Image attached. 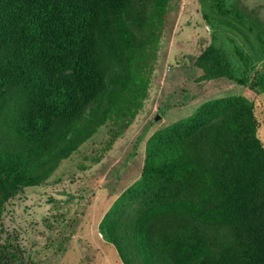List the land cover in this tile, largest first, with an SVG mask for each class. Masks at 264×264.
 Instances as JSON below:
<instances>
[{"label": "trees", "instance_id": "trees-1", "mask_svg": "<svg viewBox=\"0 0 264 264\" xmlns=\"http://www.w3.org/2000/svg\"><path fill=\"white\" fill-rule=\"evenodd\" d=\"M201 4L212 32L199 79L264 90V73L252 79L263 21L241 0ZM147 27L132 0H0V132L14 127L27 144L10 150L0 136L3 190L43 182L107 120L119 122L114 137L131 124L150 78ZM253 108L243 96L212 99L150 138L140 180L100 224L124 264H264Z\"/></svg>", "mask_w": 264, "mask_h": 264}, {"label": "rangeland", "instance_id": "rangeland-1", "mask_svg": "<svg viewBox=\"0 0 264 264\" xmlns=\"http://www.w3.org/2000/svg\"><path fill=\"white\" fill-rule=\"evenodd\" d=\"M148 22L151 43L146 96L131 124L114 137L119 122L107 120L43 182L8 193L0 184V264H124L100 224L122 194L143 173L150 138L193 115L212 99L243 96L253 104L257 136L264 145V90L227 78L200 80L197 57L211 41L201 0H132ZM264 23V0H241ZM138 30V29H137ZM146 55V56H147ZM145 59V57H144ZM143 59L140 58V64ZM264 73V59L252 72ZM15 112V111H14ZM159 118L154 119L157 115ZM11 126H3L2 147H27Z\"/></svg>", "mask_w": 264, "mask_h": 264}, {"label": "water", "instance_id": "water-1", "mask_svg": "<svg viewBox=\"0 0 264 264\" xmlns=\"http://www.w3.org/2000/svg\"><path fill=\"white\" fill-rule=\"evenodd\" d=\"M160 117V115L158 114L154 119H157V118H159Z\"/></svg>", "mask_w": 264, "mask_h": 264}]
</instances>
